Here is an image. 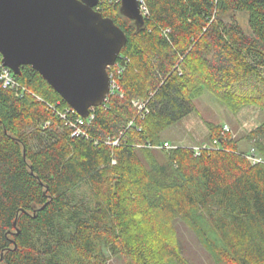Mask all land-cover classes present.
Returning a JSON list of instances; mask_svg holds the SVG:
<instances>
[{
  "label": "trees",
  "instance_id": "1",
  "mask_svg": "<svg viewBox=\"0 0 264 264\" xmlns=\"http://www.w3.org/2000/svg\"><path fill=\"white\" fill-rule=\"evenodd\" d=\"M143 4L140 28L120 0L97 6L128 41L108 69L119 88L91 108L86 136L72 135L53 108L70 105L31 65L15 75L27 90L0 81V264H107L105 248L129 264H188L177 219L218 261L264 264V122L247 150L212 122L213 145L154 147L206 90L234 111L264 108V96L231 90L262 76L264 0Z\"/></svg>",
  "mask_w": 264,
  "mask_h": 264
},
{
  "label": "water",
  "instance_id": "2",
  "mask_svg": "<svg viewBox=\"0 0 264 264\" xmlns=\"http://www.w3.org/2000/svg\"><path fill=\"white\" fill-rule=\"evenodd\" d=\"M101 0H0V55L21 75L31 65L84 118L111 92L128 35L97 9ZM143 0H121L120 12L140 28Z\"/></svg>",
  "mask_w": 264,
  "mask_h": 264
},
{
  "label": "rangeland",
  "instance_id": "3",
  "mask_svg": "<svg viewBox=\"0 0 264 264\" xmlns=\"http://www.w3.org/2000/svg\"><path fill=\"white\" fill-rule=\"evenodd\" d=\"M235 15L247 30V15L245 13ZM226 19L230 17L227 16ZM261 72V77L253 76L238 82L231 90L243 96H264V68ZM196 107L197 109L182 121L166 129L162 133L163 139L174 146L213 145L214 142L212 144L208 139L210 130L207 125L208 122H212L215 125L224 124L225 129L228 128L226 131H230L231 137L239 142L240 148L247 150L252 147L247 138L248 134L264 122V108L261 105L248 104L234 111L209 90L196 99ZM174 229L181 254L188 264H226L216 259L215 254L207 248L189 223L177 219ZM105 251L108 254L107 264H129L125 254L113 255L109 248H105Z\"/></svg>",
  "mask_w": 264,
  "mask_h": 264
},
{
  "label": "built area",
  "instance_id": "4",
  "mask_svg": "<svg viewBox=\"0 0 264 264\" xmlns=\"http://www.w3.org/2000/svg\"><path fill=\"white\" fill-rule=\"evenodd\" d=\"M1 57V55H0ZM111 67V66H110ZM117 72H120L121 69L117 67ZM111 76V92L115 91L117 88H119V85L117 83V80L115 78L116 71L109 72ZM0 81L5 88H17L22 87L24 90H27V88L23 87L20 82L17 80L14 72L12 69L8 66H5L2 61L0 60ZM110 92V93H111ZM135 105L140 109L143 110L146 107V103L143 101H134ZM56 113L60 115L62 119L65 120L66 124L71 127L72 129V135L74 136H86V129L83 127L85 124H89L91 122V119L93 118V114L89 115V117L84 118L82 117L76 109L73 107H65L63 110L58 109L56 106H53ZM70 115H74L73 117H70ZM228 129V128H226ZM118 140L113 141L114 144H116ZM216 142V141H215ZM170 142L166 141L163 145L154 146V147H173ZM197 150H200V147H196ZM250 157L256 162V161H262L260 157H258L255 154L250 155Z\"/></svg>",
  "mask_w": 264,
  "mask_h": 264
}]
</instances>
